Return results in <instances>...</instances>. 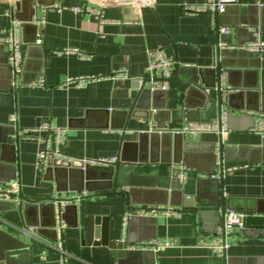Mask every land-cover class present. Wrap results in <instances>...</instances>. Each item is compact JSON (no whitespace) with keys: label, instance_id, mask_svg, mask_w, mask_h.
Instances as JSON below:
<instances>
[{"label":"crops","instance_id":"0c3cea01","mask_svg":"<svg viewBox=\"0 0 264 264\" xmlns=\"http://www.w3.org/2000/svg\"><path fill=\"white\" fill-rule=\"evenodd\" d=\"M205 1L21 0L17 11L12 9L14 0H0V35L9 22L7 11L25 22L20 28L23 71L15 89L7 48L0 44V188L8 189L16 180L21 186L19 194H0V199L19 202L25 197L30 201L70 202L63 219L56 205L57 225L48 232L49 236L31 231L29 225L36 227L37 223L32 211L23 218L17 208H1L0 227L28 246L8 250L0 264H137L133 251L152 258L154 264H223V256L203 245L222 222L223 215L201 222L191 209L170 204L160 210L147 205L148 211L133 215L125 196L82 188L72 171L80 168L78 163L70 169L59 165L68 158L75 159L69 161L73 164L78 159L108 160L119 156L123 131L111 125L112 113L118 112L115 115L121 122V112L133 105L135 85L139 78L148 75L149 52L154 49L163 48L175 63L177 57L181 66L179 79L168 81L159 100L164 97L168 109L181 110L178 118L183 123L188 122L186 112L195 117H212V111L200 112L203 95L199 90L188 89L183 79L185 71L211 68L218 62L219 51L233 50L219 41L222 24L238 26L241 51H248L245 44L253 37L254 29H259L264 38V0L227 4V9L215 18L182 9L183 4ZM88 7L96 13L85 11ZM43 15L45 23L38 24L37 19ZM247 53L232 58L233 71L222 75L224 88L230 85L242 91L231 93L230 98L226 94L223 99L229 132L222 139V182L206 179L212 133L196 138L185 135V141L190 143L185 180L179 177V164L163 167L164 171L169 167L175 169L170 193L178 188L184 194L198 193L207 210H215L213 205L222 197L225 210L230 207L249 215L251 224L246 228L259 231L264 226V136L256 133L253 126L257 117L264 115V53ZM255 64L256 70L246 67ZM121 71H126V75L117 74ZM78 76L93 78L85 85L66 84V79ZM40 78L45 84H40ZM208 83L211 84L210 79ZM210 93L215 94L214 89ZM46 122L65 129L63 142H56L52 131L39 128ZM183 123L170 127L175 129ZM143 128L153 129L155 125L132 117L125 142L137 139L138 129ZM45 140L49 141L51 151L62 152V156L49 155L46 169L37 165ZM126 149L127 155L133 156L134 149L129 145ZM181 163L185 165L184 161ZM234 166L238 168L228 171ZM214 174L218 175L219 170ZM72 175L75 179L71 181ZM128 211L131 215L124 231L123 216ZM88 216L106 217L109 221L115 253L110 247L82 244L81 232ZM25 229L28 233L23 232ZM167 241L172 244L153 247ZM230 242L226 255L235 264H264V236L245 235L239 230ZM60 246L65 253L59 250Z\"/></svg>","mask_w":264,"mask_h":264},{"label":"water","instance_id":"95a60500","mask_svg":"<svg viewBox=\"0 0 264 264\" xmlns=\"http://www.w3.org/2000/svg\"><path fill=\"white\" fill-rule=\"evenodd\" d=\"M20 2L21 0H14L12 9L19 11ZM24 23L25 22L22 21L21 26H23ZM35 26L36 28L38 27V25ZM222 27L227 28V31L222 32L219 28V41L224 46L228 47V49L231 47L233 50H225L223 53L219 51L218 62L215 66L208 69H187L183 77L190 91L196 89L203 95L199 103L200 110L203 111L200 112L205 113L206 111H212V117H195L192 112H186L187 116L185 119L187 121L199 120L209 122L218 118L221 114L223 99H225L226 94L228 98H230L232 96L231 93L242 92L239 90L240 88H233L230 85L227 86V88L222 86V75H230L231 71H233V68L230 67V61L232 58L234 59V57L241 56L243 53V55H245V53L248 54L247 52H250L249 54H253L254 56H259L258 53L253 51L246 50V52H244L245 50L241 51L242 49H239V29L237 25L232 24L229 27L222 24ZM175 61L173 76L171 77L158 78L156 76L151 77L149 75H143L139 78V82L135 85L137 91L135 101L126 111L121 112L123 114L121 122H118L119 117L115 115V113L118 114V112L112 113L111 125L123 131L121 152L119 158L115 162L110 163L109 166H102L97 164L91 165L89 163L85 164L78 159L73 162V164L64 160L63 164L59 165L60 167L70 169L73 166L75 167L76 163H78L80 168L72 171L75 174V178L80 181V186L82 188L91 192L110 191L113 194L125 196V198L130 201L129 208L130 211L132 210L133 215L148 211L147 205L154 209L159 208L160 210L163 206L170 204L176 207L182 206L184 209H191L199 217L201 222H205L207 219H215L218 214L223 215L226 208L225 199L220 197V199L215 202V205H213V207H216L215 210H207L203 208L204 203L199 198L198 193L197 195L184 194L181 188H176V191L170 193L169 188L174 179L172 176L175 175V169L169 167L164 171L165 169L163 167L164 164H179L182 161H184L186 166L190 165V143L185 141V135L183 133L173 132L174 128L170 127V125H178V123L184 122L182 119L178 118V116L182 115V112L179 109H168L164 97L162 100H159L161 95L164 96L165 89H159L154 86L160 83V81H173L179 79L177 74L181 66L177 57ZM246 67L256 70L258 66L255 64ZM248 68L243 69V71H246ZM209 79L211 80V84L208 83ZM257 87V84H255L254 88ZM212 89H214L216 95L210 93ZM193 116L195 118H193ZM132 117L141 118L147 123H153L155 128L138 129V138L125 142L128 122ZM212 137L211 148L207 153V157H209L211 163L210 167L205 172L206 179L208 181L222 182L221 179L225 171L223 164L222 137L217 133H213ZM128 145L134 149L133 156L127 155L126 148ZM216 145L219 146L218 155ZM217 170H219L218 175L214 174ZM48 171H50L49 166L47 167V172ZM75 178L72 175L69 179L72 181ZM202 180L203 179H199V182H203ZM24 199L25 197H21V201L19 202L0 199V203L8 204L5 207L0 206V209L17 208L22 213L23 218L26 217L28 211H32L37 223H35L36 227L29 225V227L32 228L31 231L39 235L47 236L48 232L52 231V229L54 230V227L57 225V207L54 200L39 202ZM69 206V204L66 205L64 207L65 210H61V206H58V208H60L59 216L62 219ZM86 219L85 229L81 232L82 244H95L110 247L113 248L115 253L117 250L114 244L111 243L109 236V221L106 217L88 216ZM98 225H100V227ZM23 232H27V230L25 229ZM241 232L245 235L258 234L263 236L261 228L259 231L255 230V228H250L249 230L248 228H243ZM25 246H28L26 241L24 242L0 227V262L5 260V253L8 250L25 248ZM131 253L132 257L137 259V264H154L152 258L145 257V254L139 251H133ZM223 264H235V262L228 259L225 254L223 256Z\"/></svg>","mask_w":264,"mask_h":264},{"label":"built area","instance_id":"2783aa9c","mask_svg":"<svg viewBox=\"0 0 264 264\" xmlns=\"http://www.w3.org/2000/svg\"><path fill=\"white\" fill-rule=\"evenodd\" d=\"M238 0H206L203 3L200 4H183L182 9L184 11L193 13V12H201V13H207L211 14L213 18L217 16L220 13H223L226 10L227 4H233L237 3ZM74 10L81 12L83 9L80 8H74ZM85 11H91L93 13H96L95 10L92 8L86 9ZM100 13L97 12V15ZM6 15L9 17L8 25L3 29L2 35H0V44H4L5 48H7L8 53V65H9V72H10V78L11 82L13 84V88H17L19 85V78L21 77L22 71H23V64H22V50H21V23L22 21L17 19L14 16V13H12L11 10L6 12ZM46 21L45 15L41 16L37 19L38 24H44ZM220 31L225 32L227 31V28H220ZM253 37L246 42L245 47L250 51H255L259 53V55L264 53V38L261 36V33L259 29L253 30ZM175 62L173 59L167 55L165 50L163 48L154 49L149 52V64L146 68V72L151 77H162V78H168L172 76L173 70H174ZM126 71L118 72L117 74L120 76H125ZM93 76H78L73 78L66 79V84H77V85H85L91 81ZM40 84H45V81L43 78H40ZM156 88H162L166 89L168 87V81H160V83H157L154 85ZM227 118H228V112L226 109L222 107L221 114L218 118L213 119L212 121L206 122V121H188L181 125H179L177 128L173 129V132H181L184 135L190 137V138H196V136L201 134H207V133H217L221 135L222 139L223 136L229 132L228 125H227ZM41 130L46 131H52L55 134V140L58 143H61L64 141L65 138V129L61 127H53L50 123L46 122L43 123L40 127ZM254 131L262 136H264V115L260 114L253 126ZM53 153L58 156H62V152L60 150H57L56 152L51 151L50 149V143L48 140H45L44 146L40 149L39 155H38V163L37 165L39 167L46 169V164L49 155ZM119 156H114L112 158H109L108 160H84L81 159L83 163H99V164H110L115 162ZM67 160H75L73 158H68ZM180 171H179V177L181 180H185L186 178V171L188 170L187 166L179 163ZM237 166L231 167L228 169V171L231 172V170L237 169ZM21 192V186L20 183L16 180L11 184V186L7 189L0 188V194L4 196H9L11 194H19ZM55 204L57 206L65 207L70 202L69 200L64 199H58L54 200ZM131 215V212L128 211L123 218V228L124 231L126 230L129 217ZM223 220L222 222L215 228V231L210 236V238L203 242V245L210 248L214 253L224 256L227 253V249L230 247L231 242L230 239L233 238V235L235 232L250 227L251 222H249V215L234 210V209H228L225 210L223 213ZM263 236H264V226H261ZM121 240V239H120ZM125 238L122 239L124 241ZM172 242H164L159 243L156 246L153 245L154 248H160L164 247L165 245H170ZM142 248H145V246H141ZM59 250L62 253H65V250L62 246H60Z\"/></svg>","mask_w":264,"mask_h":264}]
</instances>
